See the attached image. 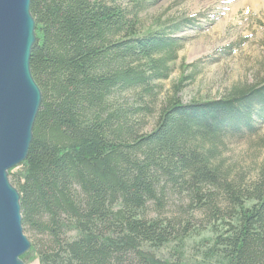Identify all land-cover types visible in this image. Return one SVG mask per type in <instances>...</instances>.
I'll use <instances>...</instances> for the list:
<instances>
[{"label": "trees", "instance_id": "obj_1", "mask_svg": "<svg viewBox=\"0 0 264 264\" xmlns=\"http://www.w3.org/2000/svg\"><path fill=\"white\" fill-rule=\"evenodd\" d=\"M131 1L132 9L121 0L31 1L30 65L42 103L28 156L9 171L23 228L35 236L21 259L264 264V164L246 182L221 158L226 138L252 134L264 118V69L261 83L187 103L177 96L183 76L143 132L135 119L142 107L124 106L122 92L152 95L170 77L186 40L178 35L193 20L142 30L137 17L151 1ZM175 194L214 221L194 252L189 222L161 217Z\"/></svg>", "mask_w": 264, "mask_h": 264}, {"label": "rangeland", "instance_id": "obj_2", "mask_svg": "<svg viewBox=\"0 0 264 264\" xmlns=\"http://www.w3.org/2000/svg\"><path fill=\"white\" fill-rule=\"evenodd\" d=\"M139 11V28L146 30L155 23L191 18L193 25L178 36L185 37L184 47L174 62V71L166 80L157 81L153 94L126 90L120 97L124 106L142 107L135 119L142 131L153 128L157 111L172 94L183 76H187L177 96L185 103L212 100L225 96L236 86L261 83L264 69V0H150ZM132 9L131 0H121ZM192 64V65H191ZM191 65L190 67H186ZM261 81V82H260ZM148 108V110H145ZM255 119V118H254ZM133 123V121H132ZM253 133L226 138L222 147L225 165L232 178L249 182L264 164V118L257 117ZM149 217H157L154 208ZM161 217H181L189 222L191 236L187 248L194 252L202 240L213 235V220L205 211L191 207L189 199L172 195ZM30 242L35 236L27 228ZM36 264V262L30 263Z\"/></svg>", "mask_w": 264, "mask_h": 264}, {"label": "water", "instance_id": "obj_3", "mask_svg": "<svg viewBox=\"0 0 264 264\" xmlns=\"http://www.w3.org/2000/svg\"><path fill=\"white\" fill-rule=\"evenodd\" d=\"M32 0H0V264H25L19 191L9 171L28 156L42 92L31 72L36 43Z\"/></svg>", "mask_w": 264, "mask_h": 264}]
</instances>
